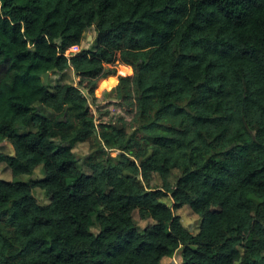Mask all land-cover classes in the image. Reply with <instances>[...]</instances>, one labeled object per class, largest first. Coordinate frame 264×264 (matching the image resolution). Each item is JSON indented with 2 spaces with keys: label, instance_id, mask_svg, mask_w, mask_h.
<instances>
[{
  "label": "trees",
  "instance_id": "obj_1",
  "mask_svg": "<svg viewBox=\"0 0 264 264\" xmlns=\"http://www.w3.org/2000/svg\"><path fill=\"white\" fill-rule=\"evenodd\" d=\"M67 67L76 84L42 78ZM2 139L11 173L44 174L0 177V264H174L180 245L178 264H264V0H0Z\"/></svg>",
  "mask_w": 264,
  "mask_h": 264
},
{
  "label": "rangeland",
  "instance_id": "obj_2",
  "mask_svg": "<svg viewBox=\"0 0 264 264\" xmlns=\"http://www.w3.org/2000/svg\"><path fill=\"white\" fill-rule=\"evenodd\" d=\"M94 37H95V30H94V26L92 25L83 31L81 40L79 43V49L90 47L93 43ZM46 81L50 85L54 84L57 81L73 82L75 84L77 83L75 72L72 67H67L63 69L62 71L50 70V72L47 75ZM105 88H106L105 89L106 91L103 94L104 96L102 97L103 101L108 100L109 98H115L116 95H115L113 85L109 84ZM82 90L83 92L87 94L88 101L93 106L94 112L96 114V109L94 105L92 104L90 96L88 95V93L86 92L84 88H82ZM33 106L35 108H38L39 111H43L46 114L52 115L54 113V110L48 106H42V105L39 106V104H34ZM27 127L32 128L33 126L27 125ZM91 141L92 140L90 139L80 140V141H77L73 146V150L76 153L75 160H74L75 165L81 168L82 170H84L85 172H90V169L86 164H84L83 156L91 150ZM0 151L6 152V153L13 152V147L9 140L7 139L0 140ZM117 152H118L117 148L109 150V153L113 156H115ZM178 173H179L178 168L173 167L171 169V173L169 175L171 182L175 181V178ZM43 174H44V168L42 164H38L31 173H20V174L15 175L11 173V169L6 162L0 161V177L1 178H6V179L27 178L30 176L41 177ZM139 175L142 177L141 174ZM143 181L145 182V184H149V185H160L161 184L160 177L155 172L150 173L149 179L143 180ZM33 191H34V194L37 200L41 203L47 202L50 198L49 194L46 193L45 190L39 186H35ZM162 199L168 205L172 207L173 212L179 215L182 223L190 231H193V232L197 231V229L199 228L200 220H201V217L197 212H195L187 203L175 205L169 193L162 195ZM132 216L140 229L144 227L147 223L153 220L150 216H141L136 208L133 209ZM91 227L93 230H97L96 224H92ZM181 249H182V245L178 246L177 248L174 249L171 255L164 256L163 261H168V260L170 261L173 259L174 264H178V261L181 258ZM233 264H237V262H234Z\"/></svg>",
  "mask_w": 264,
  "mask_h": 264
},
{
  "label": "water",
  "instance_id": "obj_3",
  "mask_svg": "<svg viewBox=\"0 0 264 264\" xmlns=\"http://www.w3.org/2000/svg\"><path fill=\"white\" fill-rule=\"evenodd\" d=\"M49 72H50V70H46V71L43 72L42 78H43L44 81H46L47 75H48ZM41 105H43V103L39 104V106H41ZM170 262L174 263V260L172 259V260H170Z\"/></svg>",
  "mask_w": 264,
  "mask_h": 264
},
{
  "label": "clouds",
  "instance_id": "obj_4",
  "mask_svg": "<svg viewBox=\"0 0 264 264\" xmlns=\"http://www.w3.org/2000/svg\"><path fill=\"white\" fill-rule=\"evenodd\" d=\"M73 51H75V49H73Z\"/></svg>",
  "mask_w": 264,
  "mask_h": 264
}]
</instances>
